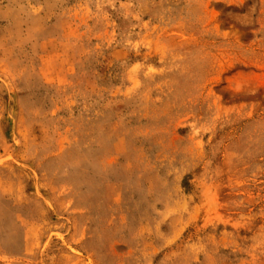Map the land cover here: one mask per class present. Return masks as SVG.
Returning a JSON list of instances; mask_svg holds the SVG:
<instances>
[{
	"label": "rangeland",
	"instance_id": "374dc122",
	"mask_svg": "<svg viewBox=\"0 0 264 264\" xmlns=\"http://www.w3.org/2000/svg\"><path fill=\"white\" fill-rule=\"evenodd\" d=\"M0 264H264V0H0Z\"/></svg>",
	"mask_w": 264,
	"mask_h": 264
}]
</instances>
